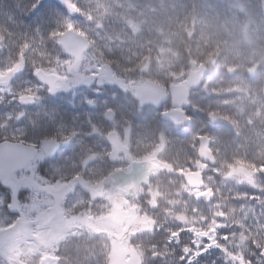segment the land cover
Returning <instances> with one entry per match:
<instances>
[{
  "label": "clouds",
  "instance_id": "1",
  "mask_svg": "<svg viewBox=\"0 0 264 264\" xmlns=\"http://www.w3.org/2000/svg\"><path fill=\"white\" fill-rule=\"evenodd\" d=\"M170 15L167 46L134 54L86 50L53 10L0 34L5 67L15 66L0 81V143L29 150L51 204L21 206L2 181L0 264H116L114 241L126 249L120 264H188L220 227L233 230L219 247L239 257L251 241L264 254V0H177ZM65 96L67 108L52 102ZM209 111L224 118L194 115ZM70 127L79 131L65 135ZM154 151L155 168L145 159ZM114 199L136 206L137 220L89 227Z\"/></svg>",
  "mask_w": 264,
  "mask_h": 264
},
{
  "label": "rangeland",
  "instance_id": "2",
  "mask_svg": "<svg viewBox=\"0 0 264 264\" xmlns=\"http://www.w3.org/2000/svg\"><path fill=\"white\" fill-rule=\"evenodd\" d=\"M32 1L4 0V4L7 7L8 5L12 6V9L6 15L5 11L0 12V24L9 30L20 33L23 31V21L34 23L40 19L42 14L53 10L57 13V24L66 25L67 29L73 28L91 39V49H99V52H105L110 49L114 52L126 54L138 53L148 48L155 49L158 40L167 46L168 40L164 39L165 34L174 31V17L170 15V9L177 0H43L35 11H31ZM190 3L195 5L199 3V0H190ZM0 4L3 5L2 3ZM62 31H64L63 28L60 31V35ZM169 39L171 38L169 37ZM6 42L8 43V41ZM6 62L7 57L0 55V81L15 70V66L5 67ZM26 75L23 74L21 76L24 79ZM21 76L19 79L23 80ZM213 79H215V76ZM78 98L79 96L76 98L77 101H79ZM218 98L219 94H216L212 97V100ZM67 99L68 97H61L57 101L64 104L67 108ZM69 110L71 111L72 109ZM77 110H79V107ZM5 111L6 109L0 106V114ZM220 114L223 113L220 112ZM222 118H224V115L217 117V119ZM2 120L3 116L0 115V122ZM206 121L211 123L209 120ZM70 129H72L71 132L73 134L79 131L78 128L70 127ZM145 159L150 162L153 168L163 163L156 157L155 151ZM42 171L43 169H41ZM191 175L192 173H190ZM4 180L6 179L0 177V194L7 197L9 189L2 183ZM8 183L15 186L19 205L31 204L34 209L51 207L50 201L46 202L41 195V193L47 191V185L40 183L38 174L30 166L17 173ZM135 207L134 205H129V207L125 208L119 200L114 199L112 210L106 217L97 219L95 223H91L92 217L88 218L89 227L95 231H101L106 230L109 222L119 224L123 220H127L131 224L137 219ZM30 215L34 218L35 212L33 211ZM140 221L148 223L150 217L141 216ZM5 223L6 218L0 216V227L4 226ZM231 230L232 228L229 227H220L218 238L212 236L210 232L205 233L204 242L196 243H199L200 249H204L207 245V249L194 252L192 254L193 258L188 262H195L216 249L220 240L224 239V236H221L224 233H230ZM119 235L117 233V236ZM186 242L181 239V243ZM196 243L193 244L194 248ZM47 255L45 254V257Z\"/></svg>",
  "mask_w": 264,
  "mask_h": 264
},
{
  "label": "water",
  "instance_id": "3",
  "mask_svg": "<svg viewBox=\"0 0 264 264\" xmlns=\"http://www.w3.org/2000/svg\"><path fill=\"white\" fill-rule=\"evenodd\" d=\"M68 32L77 33L81 38H83L87 42L86 50L89 49L90 42L85 35L79 33L74 29H69ZM64 35L65 32L62 34V36ZM141 92L146 100L156 99L155 90L148 87L147 85L141 86ZM30 160L31 153L27 148L15 143H0V175H2L3 177L11 179L16 172L25 169L30 164ZM124 251H126V249H124L122 246H115L113 251V258L116 261V264H120V260L123 257Z\"/></svg>",
  "mask_w": 264,
  "mask_h": 264
},
{
  "label": "trees",
  "instance_id": "4",
  "mask_svg": "<svg viewBox=\"0 0 264 264\" xmlns=\"http://www.w3.org/2000/svg\"><path fill=\"white\" fill-rule=\"evenodd\" d=\"M32 2H34V0ZM0 3L3 4V5L0 4V12L5 11V15L8 14V12L12 9V6L8 5V7H7L4 4V0H0ZM5 28H6L5 26H2L0 24V34L4 33ZM5 41H7V39ZM52 102L56 103V100H54ZM56 104H58V103H56ZM212 112L213 111H209V113H212ZM240 163L243 164L244 162L241 161ZM41 169H43V168H41ZM256 211H257V213H259V211H260L259 207H257ZM248 223L255 225L257 223V219H252L251 221H248ZM237 231H239V229H237ZM225 234H227V233H224L221 237L225 236ZM189 237L190 236L187 233H182V235H181V239L183 242L188 241ZM155 239L159 240L160 234H158ZM229 239H231L230 236H229ZM219 244H227V240L222 238L220 240ZM248 246H249L250 251L245 250L243 252V254L239 257L235 256V247L234 246L229 245L227 248H221V247L217 246V248L214 249L213 251H211L210 253L206 254L205 256H202L201 258H199L195 262H188V264H264V254L261 253V249L256 247L255 244H252L251 241L248 242ZM229 251L233 252V256H231V257L227 256V253ZM182 264H183V262H182Z\"/></svg>",
  "mask_w": 264,
  "mask_h": 264
},
{
  "label": "flooded vegetation",
  "instance_id": "5",
  "mask_svg": "<svg viewBox=\"0 0 264 264\" xmlns=\"http://www.w3.org/2000/svg\"><path fill=\"white\" fill-rule=\"evenodd\" d=\"M22 77V76H21ZM66 97V96H65ZM61 97H56L55 99H60ZM67 98V97H66ZM59 104L61 105V106H63V107H65L64 106V104H61L60 102H59ZM148 114L150 115L151 113H150V111L148 112ZM194 115H196V116H198V117H201V115H200V112H196V113H194Z\"/></svg>",
  "mask_w": 264,
  "mask_h": 264
}]
</instances>
